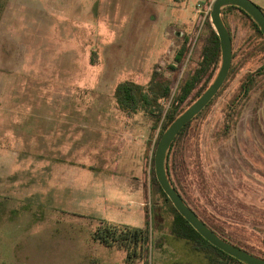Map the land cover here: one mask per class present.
Masks as SVG:
<instances>
[{
  "label": "rangeland",
  "instance_id": "374dc122",
  "mask_svg": "<svg viewBox=\"0 0 264 264\" xmlns=\"http://www.w3.org/2000/svg\"><path fill=\"white\" fill-rule=\"evenodd\" d=\"M250 1L264 12V0ZM208 8V0H0V264H127L123 250L92 239L99 220L148 226V252L130 264L213 263L172 234L175 215L150 180L165 119L127 115L115 94L122 83L149 91L157 72L170 87L159 101L166 112L199 67ZM223 17L234 69L189 129L184 186L221 231L264 254V79L239 109L229 103L264 66V38L243 13Z\"/></svg>",
  "mask_w": 264,
  "mask_h": 264
},
{
  "label": "trees",
  "instance_id": "16d2710c",
  "mask_svg": "<svg viewBox=\"0 0 264 264\" xmlns=\"http://www.w3.org/2000/svg\"><path fill=\"white\" fill-rule=\"evenodd\" d=\"M226 10H237L247 16L253 26L256 28L257 32L262 38L261 31L257 23L241 8L236 6H230L223 9L222 16ZM224 18V17H223ZM228 26V25H227ZM209 36L207 38L206 44L202 50V58L199 64V67L194 71L193 75L188 79L184 85L181 87V91L177 97L172 101L169 109L164 112V108L160 104V100L168 98L170 96V87L169 84L164 83L161 79H158V73L156 72L155 81L150 83L149 91L145 92L143 87H136L130 85L129 83H122L117 86L116 89V101L118 108L125 114L133 116L141 112L144 114L154 117L158 121H161L162 117L163 122L161 124L160 134L158 136V143L162 134L168 129V127L186 110L179 111V107L185 100L190 96L193 90L198 86V84L203 80L204 76L209 72L210 68L217 67L219 69L221 64V50L218 36L214 29L212 28L210 22L208 21ZM229 28V26H228ZM187 42L186 38L180 49L175 55L174 61L177 64H180L184 55L187 52ZM264 45V41H263ZM264 50V47H263ZM234 56V55H233ZM234 67L231 65L228 77L224 82V85L219 90L217 95L212 99L208 106L198 114L192 121H190L176 136L175 140L171 144L165 159V169L167 177L174 187L176 192L180 195L184 203L196 213L201 221H203L212 231H214L221 239L225 242L235 245L236 247L248 252L251 255L264 259V254L250 250L241 241H236L235 239L226 235L222 230V225L220 220L216 219L215 216L206 217L204 212H199L197 207H195V202L191 199V196L188 194L184 186V177L183 172L185 170L186 157L185 153L188 149V145L193 135L189 131L191 125L198 120L202 113L217 99L221 90L224 88L225 83L228 81L231 76V72ZM172 70H175L172 67ZM160 76V75H159ZM259 79H264V66L257 73L247 74L241 84L240 89L230 101V104H233L231 107V112H234L236 109H239L241 103L246 101V98L254 90L257 81ZM207 90V89H206ZM197 94V97L193 102L187 107L189 108L202 94L206 91ZM150 180L153 185L158 187L159 191L165 198V200L170 204L171 209L175 215L174 223L171 228V232L177 238L189 241L193 244L194 249L197 251H210L215 254V257L212 259L213 264H244L237 259L227 255L221 250L212 246L206 239H204L191 225L181 216L177 210L173 207L170 200L167 198L165 193L162 191L160 185L158 184L155 173H154V158L152 157L150 163ZM99 224L96 227L95 231L92 234V239L105 247L112 248L116 247L121 249L126 254V263L130 264L131 262L143 260L145 253L148 252V243L150 241V232L148 226L144 228H131L126 225H118L109 223L104 220H99ZM264 245V241H263Z\"/></svg>",
  "mask_w": 264,
  "mask_h": 264
},
{
  "label": "water",
  "instance_id": "95a60500",
  "mask_svg": "<svg viewBox=\"0 0 264 264\" xmlns=\"http://www.w3.org/2000/svg\"><path fill=\"white\" fill-rule=\"evenodd\" d=\"M236 6L244 10L259 26L264 38V13L250 0H215L210 11L211 26L216 32L221 50V64L218 73L207 88L189 108H187L162 134L154 152V173L158 184L177 212L212 246L237 259L244 264H264V259L249 254L248 252L225 242L203 221L199 219L182 200L180 195L171 185L165 169L167 152L180 131L200 114L217 95L224 85L232 65V41L227 25L224 22L223 9Z\"/></svg>",
  "mask_w": 264,
  "mask_h": 264
},
{
  "label": "built area",
  "instance_id": "2783aa9c",
  "mask_svg": "<svg viewBox=\"0 0 264 264\" xmlns=\"http://www.w3.org/2000/svg\"><path fill=\"white\" fill-rule=\"evenodd\" d=\"M208 1H209V8H208L207 14H209L210 9L212 8V5H213V3H214L215 0H208ZM200 9H201V6L198 5L197 11H200Z\"/></svg>",
  "mask_w": 264,
  "mask_h": 264
},
{
  "label": "flooded vegetation",
  "instance_id": "af4514ba",
  "mask_svg": "<svg viewBox=\"0 0 264 264\" xmlns=\"http://www.w3.org/2000/svg\"><path fill=\"white\" fill-rule=\"evenodd\" d=\"M264 13V12H263ZM224 19V18H223ZM224 22H225V20H224ZM225 24H226V22H225ZM227 25V24H226ZM228 27V26H227ZM260 29V28H259ZM228 30H229V33H230V29L228 28ZM230 37H231V33H230ZM231 41H232V38H231ZM232 51H233V49H232ZM233 60V59H232ZM203 252H207V253H211L210 251H203ZM213 254V253H212ZM213 255H215V254H213ZM215 257V256H214ZM213 259V258H212ZM211 259V260H212ZM213 262V261H212ZM213 264V263H212Z\"/></svg>",
  "mask_w": 264,
  "mask_h": 264
},
{
  "label": "crops",
  "instance_id": "0c3cea01",
  "mask_svg": "<svg viewBox=\"0 0 264 264\" xmlns=\"http://www.w3.org/2000/svg\"><path fill=\"white\" fill-rule=\"evenodd\" d=\"M94 242V241H93ZM96 243V242H95ZM115 248V247H114Z\"/></svg>",
  "mask_w": 264,
  "mask_h": 264
}]
</instances>
